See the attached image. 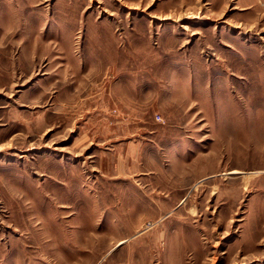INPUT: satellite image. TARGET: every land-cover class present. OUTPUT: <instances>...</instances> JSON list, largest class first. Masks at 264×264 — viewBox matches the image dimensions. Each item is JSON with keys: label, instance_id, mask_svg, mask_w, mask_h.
Segmentation results:
<instances>
[{"label": "rangeland", "instance_id": "rangeland-1", "mask_svg": "<svg viewBox=\"0 0 264 264\" xmlns=\"http://www.w3.org/2000/svg\"><path fill=\"white\" fill-rule=\"evenodd\" d=\"M0 264H264V0H0Z\"/></svg>", "mask_w": 264, "mask_h": 264}, {"label": "crops", "instance_id": "crops-1", "mask_svg": "<svg viewBox=\"0 0 264 264\" xmlns=\"http://www.w3.org/2000/svg\"><path fill=\"white\" fill-rule=\"evenodd\" d=\"M191 75H192V73L190 72V80L192 79V78H191ZM229 124H230V123H229Z\"/></svg>", "mask_w": 264, "mask_h": 264}]
</instances>
